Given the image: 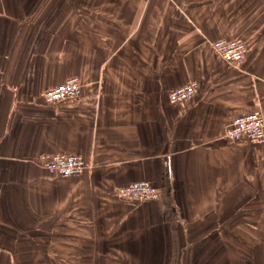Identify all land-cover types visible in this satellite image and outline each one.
<instances>
[{"label":"crops","instance_id":"obj_1","mask_svg":"<svg viewBox=\"0 0 264 264\" xmlns=\"http://www.w3.org/2000/svg\"><path fill=\"white\" fill-rule=\"evenodd\" d=\"M232 37L235 65L211 47ZM70 76L80 97L46 103ZM256 107L264 0H0V264H264V142L224 136ZM140 180L156 198L115 194Z\"/></svg>","mask_w":264,"mask_h":264},{"label":"built area","instance_id":"obj_2","mask_svg":"<svg viewBox=\"0 0 264 264\" xmlns=\"http://www.w3.org/2000/svg\"><path fill=\"white\" fill-rule=\"evenodd\" d=\"M214 52L231 64L240 63L245 55L247 45L241 37L220 38L211 43ZM197 89V81L186 83L171 89L167 98L170 103H180L192 97ZM82 92L81 82L76 76H70L42 93L43 100L49 104L74 101ZM224 136L235 142H264V115L259 108L236 115L224 131ZM41 165L51 173L59 176L81 174L87 167L86 160L71 153H42L38 157ZM115 194L126 201H141L157 197V189L149 181L140 180L118 187ZM0 245V253L3 251Z\"/></svg>","mask_w":264,"mask_h":264},{"label":"rangeland","instance_id":"obj_3","mask_svg":"<svg viewBox=\"0 0 264 264\" xmlns=\"http://www.w3.org/2000/svg\"><path fill=\"white\" fill-rule=\"evenodd\" d=\"M256 108H259V107H256ZM256 108H255V109H256ZM259 109H260V108H259Z\"/></svg>","mask_w":264,"mask_h":264}]
</instances>
